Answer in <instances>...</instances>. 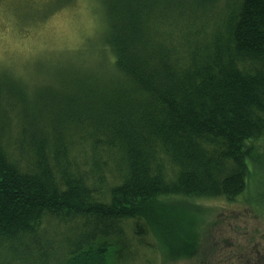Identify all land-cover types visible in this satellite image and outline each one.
Returning a JSON list of instances; mask_svg holds the SVG:
<instances>
[{
  "label": "trees",
  "instance_id": "1",
  "mask_svg": "<svg viewBox=\"0 0 264 264\" xmlns=\"http://www.w3.org/2000/svg\"><path fill=\"white\" fill-rule=\"evenodd\" d=\"M103 14L104 80L0 87V264H128L147 238L189 259L197 201L264 208V0Z\"/></svg>",
  "mask_w": 264,
  "mask_h": 264
},
{
  "label": "rangeland",
  "instance_id": "2",
  "mask_svg": "<svg viewBox=\"0 0 264 264\" xmlns=\"http://www.w3.org/2000/svg\"><path fill=\"white\" fill-rule=\"evenodd\" d=\"M103 0H7L0 7V87L23 94H61L83 79L104 80ZM108 57V56H106ZM16 84V85H15ZM256 185V179L250 181ZM254 186L250 187L253 188ZM244 194L234 203L197 201L202 246L189 259H170L153 239L124 253L128 264H264V208ZM167 254V255H166ZM135 261H134V258Z\"/></svg>",
  "mask_w": 264,
  "mask_h": 264
},
{
  "label": "flooded vegetation",
  "instance_id": "3",
  "mask_svg": "<svg viewBox=\"0 0 264 264\" xmlns=\"http://www.w3.org/2000/svg\"><path fill=\"white\" fill-rule=\"evenodd\" d=\"M7 0H0V7L2 6V5H4V3L6 2Z\"/></svg>",
  "mask_w": 264,
  "mask_h": 264
}]
</instances>
